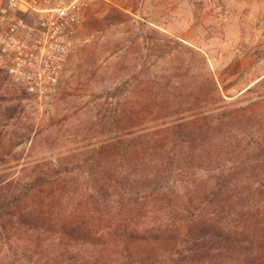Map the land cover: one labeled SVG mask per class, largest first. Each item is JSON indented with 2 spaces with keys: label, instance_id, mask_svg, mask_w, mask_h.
<instances>
[{
  "label": "trees",
  "instance_id": "1",
  "mask_svg": "<svg viewBox=\"0 0 264 264\" xmlns=\"http://www.w3.org/2000/svg\"><path fill=\"white\" fill-rule=\"evenodd\" d=\"M130 18L112 10L106 26ZM151 32L148 39L160 47L174 42ZM175 45L203 69L198 95L187 93L179 103H192L189 112L146 128L152 114L165 116L172 106L164 92L152 101L141 91L135 102L117 103L109 120L107 109L97 110V122H113L117 131L80 165L51 169L22 186L20 177L0 176V264L3 247L19 232L52 243L47 253L32 249L33 264H264V98L242 107L226 101L203 55ZM84 50L79 63L88 76L97 57ZM73 170L80 195L62 184ZM75 196L81 201L71 207ZM123 254L125 263L115 260Z\"/></svg>",
  "mask_w": 264,
  "mask_h": 264
},
{
  "label": "rangeland",
  "instance_id": "2",
  "mask_svg": "<svg viewBox=\"0 0 264 264\" xmlns=\"http://www.w3.org/2000/svg\"><path fill=\"white\" fill-rule=\"evenodd\" d=\"M112 10L131 18L106 26ZM153 29L174 42L160 47L148 39ZM175 42L203 55L226 101L236 99L242 107L264 98V0H97L86 12L57 89L48 97L35 101L0 73V176L20 177L22 186L51 169L80 165L117 131L113 122H97V110L107 109L109 120L117 103L127 98L135 102L141 91L152 101H160L164 92L172 106L165 116L152 114L146 128L174 122L189 112L192 103H179L187 93L198 95L203 69ZM83 49L86 56L96 51L97 64L88 76L79 63ZM248 87L251 90L243 93ZM155 104L157 110L160 105ZM252 110L261 114L260 107ZM76 177L73 170L63 176L62 184L80 195V182L72 184ZM260 179L264 182V176ZM49 191L54 196L56 189ZM79 201L75 196L71 207ZM51 244L19 232L3 247V264H33L32 249L47 253ZM115 260L125 263V254Z\"/></svg>",
  "mask_w": 264,
  "mask_h": 264
},
{
  "label": "built area",
  "instance_id": "3",
  "mask_svg": "<svg viewBox=\"0 0 264 264\" xmlns=\"http://www.w3.org/2000/svg\"><path fill=\"white\" fill-rule=\"evenodd\" d=\"M97 0H0V73L41 101L55 91Z\"/></svg>",
  "mask_w": 264,
  "mask_h": 264
}]
</instances>
